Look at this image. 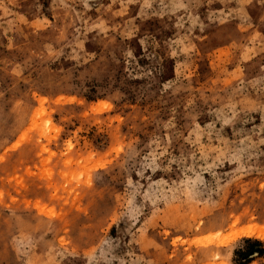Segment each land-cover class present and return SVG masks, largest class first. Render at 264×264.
I'll list each match as a JSON object with an SVG mask.
<instances>
[{"label":"rangeland","instance_id":"obj_1","mask_svg":"<svg viewBox=\"0 0 264 264\" xmlns=\"http://www.w3.org/2000/svg\"><path fill=\"white\" fill-rule=\"evenodd\" d=\"M0 264H264V0H0Z\"/></svg>","mask_w":264,"mask_h":264},{"label":"trees","instance_id":"obj_2","mask_svg":"<svg viewBox=\"0 0 264 264\" xmlns=\"http://www.w3.org/2000/svg\"><path fill=\"white\" fill-rule=\"evenodd\" d=\"M245 242H255V243H258L259 241L256 240V239H251V238H245L244 239ZM254 253H258V254H262L263 253V249L260 248V249H256V250H247L245 253H242V258L243 259H246L248 258L250 255L254 254Z\"/></svg>","mask_w":264,"mask_h":264},{"label":"bare ground","instance_id":"obj_3","mask_svg":"<svg viewBox=\"0 0 264 264\" xmlns=\"http://www.w3.org/2000/svg\"><path fill=\"white\" fill-rule=\"evenodd\" d=\"M240 233H243L244 235H251L253 233L252 228L244 229Z\"/></svg>","mask_w":264,"mask_h":264}]
</instances>
